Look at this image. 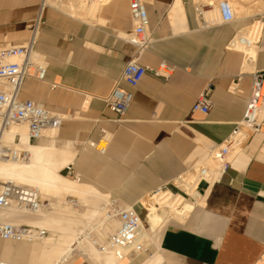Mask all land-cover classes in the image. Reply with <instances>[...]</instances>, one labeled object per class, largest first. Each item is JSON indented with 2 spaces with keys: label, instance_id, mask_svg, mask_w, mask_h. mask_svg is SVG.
Instances as JSON below:
<instances>
[{
  "label": "crops",
  "instance_id": "1",
  "mask_svg": "<svg viewBox=\"0 0 264 264\" xmlns=\"http://www.w3.org/2000/svg\"><path fill=\"white\" fill-rule=\"evenodd\" d=\"M42 1L0 0V49L29 39ZM215 3L147 0L153 42L140 53L126 40L134 28L130 0H110L96 22L64 11L67 4L47 2L35 45L48 64L46 78L27 79L20 97L64 121L55 138L33 143L70 151L72 162L62 171L100 193L108 206H133L144 218L143 202L160 188L194 202L180 180L232 135L247 109L254 73L264 70V27L247 68L246 53L230 48L264 13L251 14L252 5L251 13L233 22H208L204 9L214 10ZM137 57L145 67L166 61L175 70L169 80L149 72L137 88L121 83L134 101L120 116L105 99ZM207 90L210 112H194ZM104 132L110 140L101 153L91 144ZM231 160L213 181L199 183L196 194L204 203L185 219H169L164 230L144 223L138 241L148 244L146 251L102 261L78 253L63 264H264V114L261 130ZM41 250L39 244L2 240L0 261L41 264Z\"/></svg>",
  "mask_w": 264,
  "mask_h": 264
},
{
  "label": "built area",
  "instance_id": "2",
  "mask_svg": "<svg viewBox=\"0 0 264 264\" xmlns=\"http://www.w3.org/2000/svg\"><path fill=\"white\" fill-rule=\"evenodd\" d=\"M68 1L43 0L40 8V16L34 23L33 32L29 39L21 45L0 49V137L14 125H27L28 140L30 142H36L46 137L47 131H58L61 127L64 121V117L61 114L52 112L35 101L22 99L20 94L24 82L27 79L45 81L46 78L48 64L37 54L35 45L38 30L42 22L41 15L47 2L63 5L68 3ZM146 4L147 0H130V12L134 28L126 40L131 45L136 46L140 53L146 51L153 42L149 31V17ZM217 8L220 12L222 23H230L237 19L236 12L229 0L219 1ZM257 22L261 23L262 27H264V15H261ZM243 40L240 43H243ZM260 40L256 42V45ZM230 48L239 50L236 48L234 41L230 44ZM174 70L175 67L166 61L162 62L158 68H150L141 65L139 63V57L131 60L125 66L119 82L105 99L107 107L120 116L124 115L134 101V94L132 91L123 88L121 83H126L131 88H137L144 76L149 72L156 77L169 80ZM211 108L212 103L209 98V90H207L198 98L193 111L207 115ZM263 110L264 70L254 73L251 96L243 120L236 125L232 135L211 152L214 159L221 163L220 174L232 166L229 156L234 151L244 148L250 137L261 130V114ZM109 140V135L104 132L100 142L92 143L91 146L95 147L101 153H106ZM20 143V136H17L14 143L11 144H2L0 141V160L14 162L29 161L30 152L18 147ZM193 172L196 176V192L200 182L211 181L208 179L210 169L207 165L202 164L194 168ZM179 184L182 186L181 180ZM168 192L171 191L160 188L152 196L162 193L166 194ZM171 193L174 194L173 192ZM194 197V202H196L197 198L196 196ZM42 206L41 195L37 189L20 186L11 181L1 184L0 210L17 207L22 211L37 212ZM143 208L145 210L144 205ZM107 218L117 219L119 226L107 236L104 244H101L97 240L94 233L91 234V239L98 248L104 249L107 247L115 250L118 260L124 258L130 252L141 253L146 251L148 244L138 241L142 226L144 223L146 224V219L143 218L135 207H124L111 201ZM47 234L48 232L46 230L35 226L0 222V240L16 243H33L43 239ZM0 264L14 263L0 261Z\"/></svg>",
  "mask_w": 264,
  "mask_h": 264
},
{
  "label": "bare ground",
  "instance_id": "3",
  "mask_svg": "<svg viewBox=\"0 0 264 264\" xmlns=\"http://www.w3.org/2000/svg\"><path fill=\"white\" fill-rule=\"evenodd\" d=\"M109 1L110 0H69L68 3H65L67 5L61 8L76 18H81L88 22H96L100 10ZM245 1L248 0L230 1L236 15L240 12L242 13L249 10L252 4L255 6L260 0L248 1L251 2L250 4H245ZM203 14L208 22H213L218 19L221 20L218 8L214 10L205 8ZM262 31V24L258 23L253 31L248 34L242 32L240 33L241 35L237 36L234 40L236 48L244 51L247 55L246 68L250 66L253 59L256 57L257 50H259L256 47V42L261 39ZM242 39H244V42L240 43ZM263 114L264 110L261 116H263ZM57 132V130H49L46 132V137L49 136V138L53 139L57 136ZM17 136L21 138V143L18 147L28 150L30 152V159L26 162L0 160V183L2 181L1 184L11 181L20 186L37 189L41 195L42 210L49 208V204L43 203L44 200L58 198L60 201L58 200V202L56 199L53 201L56 202L57 205L55 204L56 208L51 213L22 211L17 207L0 210V222H7L14 225L23 223L34 225L35 227L50 228L51 232L48 230L49 233L43 239L28 243L42 246L40 258L38 260L41 264L65 263L76 254V243L81 246L83 254L96 260L102 261L105 258H114L115 260L118 258L115 250L107 247L100 249L91 239V234L94 233L97 239L104 244L107 236L113 232L118 221L117 219H108L107 213L105 215L106 206L93 201L89 195L92 193L101 194L90 187L82 185L78 180L71 181L61 174V171L72 162L73 154L66 149L56 146L38 145L30 142L28 140L27 125H14L0 137V141L2 144H11L14 143ZM241 151L242 148L234 151L229 156V160L232 162L231 159L239 155ZM207 163H209V165ZM207 163L205 165L210 169V176L208 179L213 181L220 174L221 163L214 159L212 153ZM195 178L196 176L192 170L181 179V183L182 187L189 194L196 196V202H189L184 196L174 195L171 192L148 197L151 198L152 201L156 200L157 202L155 205L144 203L148 201V198L143 202L144 207L146 206L144 218L147 223L150 224V222L153 221L164 230L169 219H166L159 213V208L170 209L171 214L174 215V217L171 215L173 218L185 219L193 210L194 206L202 205L204 203L203 199L195 192ZM108 207L110 208V204ZM61 226L64 228H61ZM142 231L143 230H141V232ZM141 236L142 235H140L139 239H142Z\"/></svg>",
  "mask_w": 264,
  "mask_h": 264
},
{
  "label": "rangeland",
  "instance_id": "4",
  "mask_svg": "<svg viewBox=\"0 0 264 264\" xmlns=\"http://www.w3.org/2000/svg\"><path fill=\"white\" fill-rule=\"evenodd\" d=\"M216 1V3H215V7H217V5H218V3H219V1H221V0H215ZM229 1H233V0H229ZM258 3H259V5H258ZM253 5V4H252ZM258 5V6H257ZM254 6V5H253ZM255 9H254V12L253 13H251V11H247V13L246 12H240L239 14H237V16L238 17H243V16H245V14H248V13H251V14H255V13H264V0H260V1H258L256 4H255ZM255 25V24H254ZM258 25V23L255 25V26H257ZM255 26L253 27V28H250V29H248V30H246V31H244V32H251V31H253V29L255 28ZM53 133V132H52ZM50 134V133H49ZM37 142H41V141H37ZM201 164H203V163H201ZM208 165H209V163H207ZM61 174L64 176V177H66L67 179H69V180H71V181H74L75 179H72V178H70V177H67V174L64 172V171H61ZM3 182V181H2ZM1 182V183H2ZM1 183H0V185H1ZM90 195V198L93 200V201H96V202H98V203H100V204H103V205H105L106 206V212H105V215H106V213L108 212V210H109V207H108V203H109V201H107L103 196H101V195H98V194H95V193H92V194H89ZM162 195V194H161ZM160 195V196H161ZM159 196V197H160ZM55 199L56 198H50V199H46V200H44L43 201V203L44 204H49V208L48 209H39L38 211H40V213H51V212H53L54 210H55V206L57 205V203L56 202H53V201H55ZM72 199H75V198H72ZM50 200V201H49ZM60 201V199H56V201ZM58 201V202H59ZM156 200H151V198H148V201H146V202H144V203H147V204H151V205H155L156 204ZM56 204V205H55ZM146 207V206H145ZM44 211V212H43ZM159 213H161L163 216H165V218L166 219H175V218H173L174 217V215L173 214H171V210L170 209H165V208H159ZM173 217H172V216ZM172 217V218H171ZM180 221V220H179ZM19 225H28V224H23V223H20ZM29 226H34V225H29ZM117 227H118V221H117V224H116V226H115V228H114V230L113 231H115L116 229H117ZM38 228H44V229H46L47 231L48 230H50V228H46V227H38ZM61 228H64L63 226H61ZM100 229V228H99ZM100 230H102V229H100ZM49 233V232H48ZM141 235V234H140ZM98 241H99V239H97ZM140 240V239H139ZM0 241H2V240H0ZM100 242V241H99ZM101 244H103L102 242H100ZM77 245V246H76ZM75 246L77 247V250H76V254H78L79 252H82V253H79V255H81V254H83V251H82V248H81V246H79V244L77 243V244H75Z\"/></svg>",
  "mask_w": 264,
  "mask_h": 264
}]
</instances>
